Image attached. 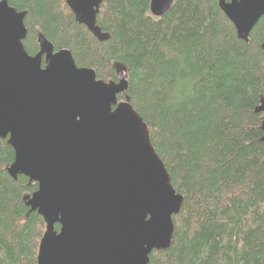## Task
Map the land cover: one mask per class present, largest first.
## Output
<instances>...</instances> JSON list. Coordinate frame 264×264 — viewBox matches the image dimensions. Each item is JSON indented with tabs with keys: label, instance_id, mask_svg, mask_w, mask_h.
<instances>
[{
	"label": "trees",
	"instance_id": "16d2710c",
	"mask_svg": "<svg viewBox=\"0 0 264 264\" xmlns=\"http://www.w3.org/2000/svg\"><path fill=\"white\" fill-rule=\"evenodd\" d=\"M7 1L26 13L30 56L42 41L98 80L128 83L118 99L148 125L184 197L171 247L149 264H264V18L245 43L219 0H175L161 18L152 0H103L97 26L110 38L100 42L65 0ZM14 160L0 138V264H38L47 225L25 202L38 184L14 180Z\"/></svg>",
	"mask_w": 264,
	"mask_h": 264
},
{
	"label": "water",
	"instance_id": "95a60500",
	"mask_svg": "<svg viewBox=\"0 0 264 264\" xmlns=\"http://www.w3.org/2000/svg\"><path fill=\"white\" fill-rule=\"evenodd\" d=\"M65 1L79 24L109 40L97 26L103 0ZM174 2L152 0V15L163 17ZM219 7L245 43L264 18V0H219ZM25 18L0 2V138L15 152L10 176L38 184L25 198L47 225L38 264H149L154 251L171 247L184 197L148 125L118 99L128 83L98 80L69 50L42 41L30 56ZM256 112L264 114V100Z\"/></svg>",
	"mask_w": 264,
	"mask_h": 264
},
{
	"label": "flooded vegetation",
	"instance_id": "af4514ba",
	"mask_svg": "<svg viewBox=\"0 0 264 264\" xmlns=\"http://www.w3.org/2000/svg\"><path fill=\"white\" fill-rule=\"evenodd\" d=\"M122 79H124V76H123V75H121V77H120V79H119L118 82H120ZM118 82H117V83H118Z\"/></svg>",
	"mask_w": 264,
	"mask_h": 264
}]
</instances>
